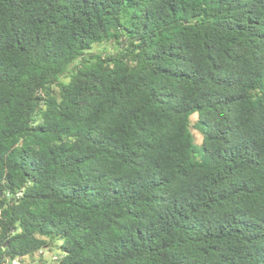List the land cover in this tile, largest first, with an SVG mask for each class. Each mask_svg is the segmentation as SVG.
I'll return each mask as SVG.
<instances>
[{"label":"trees","instance_id":"obj_1","mask_svg":"<svg viewBox=\"0 0 264 264\" xmlns=\"http://www.w3.org/2000/svg\"><path fill=\"white\" fill-rule=\"evenodd\" d=\"M35 256L264 264V0H0V264Z\"/></svg>","mask_w":264,"mask_h":264},{"label":"rangeland","instance_id":"obj_2","mask_svg":"<svg viewBox=\"0 0 264 264\" xmlns=\"http://www.w3.org/2000/svg\"><path fill=\"white\" fill-rule=\"evenodd\" d=\"M192 120L195 118V116L193 115L192 117ZM191 132H192V136H193V142L195 144H200L201 143V134L199 133L198 130L192 128L191 129ZM53 254V253H44V258L45 259H48V257ZM13 264H19L17 261L16 263H13ZM23 264H44V262H42V260H40L39 257L35 256V259L33 261H31L30 263H23Z\"/></svg>","mask_w":264,"mask_h":264},{"label":"built area","instance_id":"obj_3","mask_svg":"<svg viewBox=\"0 0 264 264\" xmlns=\"http://www.w3.org/2000/svg\"><path fill=\"white\" fill-rule=\"evenodd\" d=\"M13 263H16V261H13L12 264H13Z\"/></svg>","mask_w":264,"mask_h":264}]
</instances>
